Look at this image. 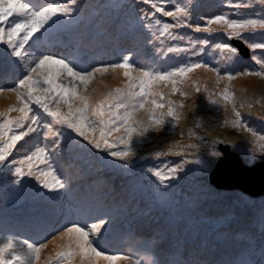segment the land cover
<instances>
[{"label": "snow or ice", "instance_id": "snow-or-ice-1", "mask_svg": "<svg viewBox=\"0 0 264 264\" xmlns=\"http://www.w3.org/2000/svg\"><path fill=\"white\" fill-rule=\"evenodd\" d=\"M165 5H173L172 10ZM86 7L82 0H48L43 5L39 0H0V94H14L17 102L0 109V187L22 193L31 186L40 198L66 202L60 216L44 223L45 234L34 241L0 234V264H162L147 244L130 249L133 254L129 255L109 249L113 239L125 234L120 208L107 203L104 191L96 187H82L80 195L74 194L73 180L65 176L58 161L65 154L71 160L82 152L102 154L105 170L111 168L120 176L130 175L138 161L149 163L140 169L151 178L149 192L153 200L167 202L173 182L193 163L190 155H195L194 162L202 171L210 165L211 159L204 155L208 141L201 136L199 144L171 141L144 156L139 152L145 143L161 145L176 134L179 121L188 118L184 98L191 93L182 86L193 70L213 73L217 86L229 82L216 93L205 87V94L189 108L193 119L202 106L217 113L230 108L231 117L226 116L224 124L252 134L253 147L243 152L248 161L256 158L255 139L264 140L249 126L254 114L242 113L245 104L237 105L229 90L236 77L264 78V0H225L224 7L230 11L203 17L195 24L190 22L192 0L187 4L179 0L101 3L95 6L99 10L95 21L81 15ZM257 7L259 11H246ZM81 22H85L84 31H73ZM184 29L206 33L209 38L182 35ZM64 32L69 34L64 50H53V34ZM217 33L222 34L220 42L213 43ZM126 39L133 42L131 47L120 45ZM105 43L115 45L117 62H100L89 55L90 47ZM138 46L152 50L150 67L135 66ZM206 47L219 53L215 66L205 62ZM156 61L173 64L158 68ZM237 67L242 70L234 71ZM108 73L122 75L119 86L107 91L93 87L98 77ZM177 93L182 98L179 102L171 98ZM13 112L18 115L12 116ZM257 118L264 121V115ZM179 134L183 137L184 130ZM33 137L40 143L25 154L22 149ZM219 142L214 138L211 144ZM234 147L239 145L234 143ZM185 148L197 151L193 154ZM259 151L264 153V146ZM112 179L103 176L102 184ZM49 245H53L50 251ZM252 247L228 264H264V244L255 253L258 260L253 258ZM172 264L199 262L177 259Z\"/></svg>", "mask_w": 264, "mask_h": 264}, {"label": "rangeland", "instance_id": "rangeland-1", "mask_svg": "<svg viewBox=\"0 0 264 264\" xmlns=\"http://www.w3.org/2000/svg\"><path fill=\"white\" fill-rule=\"evenodd\" d=\"M39 2L43 5L46 4L48 0H39ZM51 2L64 3L66 0H51ZM109 2H115V0H82V3L89 7L84 8L81 11V15L90 17L91 20L95 21L99 15V10L95 6L101 3ZM120 2L125 3L127 0H120ZM179 2L181 4H187L188 0H179ZM224 4L225 0H192L193 7L191 8V13L196 15V18L199 20L192 19L190 22L193 24L201 23L203 17H211L213 15L221 14L225 11H230L224 7ZM165 7L166 10H172L173 5H165ZM86 10H88L87 12L89 14L86 13ZM246 11H259V8L257 7L255 9ZM160 18L169 23L173 22L172 18L170 17L160 16ZM212 27L215 28L216 25L213 24ZM83 29H85V22H81L78 25L73 26V31L76 32H81ZM185 33L192 35L194 38H209L206 33H193L189 29L181 30L182 35ZM214 35L216 36V39L213 40V43L220 42L222 34L217 33ZM68 36L69 34L67 32L54 33L52 36L54 44L53 50L63 51V44L67 42ZM132 43L133 42L131 40L127 39L120 41V45L123 47H131ZM109 44L111 43H105L103 46L90 47L89 55L100 62H117V53L113 50L115 45L111 44L112 46H108ZM203 55L205 62L215 66L214 62L219 56L218 52H214L211 48L206 47V51ZM245 58L247 59L248 57L245 56ZM134 59L136 61L135 66L137 68L150 67L153 62L152 50L138 46V53ZM172 64L173 61H166L163 63L159 61L155 62L156 67H163L165 69ZM241 70L242 67H237L234 69V71ZM192 74L195 77L193 78V76H190V79H188L187 82L182 86L184 90L191 93L189 97L184 98V104L186 107L183 111L184 113L188 114V118H182L177 126L176 134L169 135L168 139L161 145L158 146L155 143L143 144L139 155L144 156L149 152H154L158 150V147H163L171 141H179L181 145H188L190 143L199 144L201 141L198 139V137L202 136L208 141V148L204 155L211 159V163L213 162V157L211 156V153L213 152V146L211 141L214 138L222 142H233L230 146L237 150V152H239L244 158V150H250L253 147V140H249L252 137V134L243 129L237 130L231 127L230 124H224L226 116L231 117L230 108L228 112H225L223 109H221L220 112L217 113L214 111V109L208 106H202L195 119L191 117L189 112V108L192 105L193 100L198 96H203L205 94V87H207L213 93H216L223 90L225 84L229 82L226 80L221 81L219 86H217L215 84V75L211 72H208L204 68L193 70ZM122 78V75L119 77H113V75L110 73L104 74L102 77H98L93 87H96L100 91H107L109 88L119 86ZM3 86L13 85L6 84ZM195 87H199L201 92L196 93L194 91ZM164 90L167 92L169 89L165 88ZM229 90L234 92L237 105H239L242 101L245 104V107L241 109L242 113L251 112L254 114L251 119H249V123L254 120L261 121L260 123L254 121L252 125L254 127L261 128L258 135L264 136V133L262 132V130H264V121L257 118L260 115H264V78L256 76L236 77L230 82ZM171 98L177 102L182 99L178 93L172 95ZM8 100L13 101L12 105L17 103L14 94H0V109H4L1 104ZM249 103L252 104L251 108L247 107ZM11 115L16 116L18 113L13 112ZM181 129H183L185 133L183 137H181L179 134ZM189 130H191L193 133L191 138L189 137ZM96 135H99V133L97 132ZM37 142L39 143L40 139L33 137V139L25 145L35 148L37 146ZM239 142H242L241 146L234 147V143L238 144ZM255 146L257 148V152L256 158L254 160H258L264 154L259 151L261 146H264V140H261L257 137L255 139ZM184 151L195 154L197 150L195 148H185ZM203 151L204 149L201 148V152ZM78 155V159L71 160L65 154L58 161V165L62 167L65 176H71L73 180L74 194L80 195L82 187L84 189L96 187L104 191L107 203L109 204L116 205L119 197L123 198V200L126 202V204H124L123 201H118V203L121 204V207L126 206L127 208L133 204L131 213L134 211V213H132L134 215L131 214L128 221H131L134 223V225H127V227H123V231L125 234H127V238L132 237L131 234L135 232L134 240L130 245L125 246L123 238L125 234L119 239H113L107 245V247L113 252L119 251L123 255L133 254L130 252V249H134L136 246L141 244L149 245L150 242L154 241L157 243L152 248L154 254L159 257L161 262H164L165 264H172V262L177 259L192 260L189 252L195 245L200 243L199 239L205 237V235L208 233L220 231L219 228L221 227L224 217L226 216V210L224 208L221 209H224L225 211H218L216 214H214V216L211 213H208V211L201 210L200 208H197L196 210L189 213H178L169 209L173 207L178 201L177 196H179L183 201H179L176 205V208L179 212H187L192 208L190 205H185L186 203L184 202L188 201V199L193 195L199 197L201 196V199L198 198V200H196V204L202 207L207 206L208 209L211 207V204H209V202H205L206 200L202 199L209 198L216 203H220L218 196L221 195L220 193L222 190H219L214 185H210L209 180H205L209 170L208 167L211 165V163L207 169L202 171L201 165L194 162L195 155H190L189 159L192 160L193 163L186 165V172L182 174L181 179L173 182V185L176 186V189L172 190L171 192L172 195H176V198L170 197L167 202H157L153 200L150 192H148L151 187V178H149L146 173L142 174L140 172L141 168L149 167V163L138 161L130 175L120 176L117 175V173L111 168L105 170L101 162L102 154L97 155L93 153L82 152ZM170 160H175L178 162L179 158L170 157ZM138 163H141L142 165H139ZM103 173H108L107 176L110 175L113 177V179L106 186L102 184V178L103 176H106L103 175ZM190 179L193 181L195 180L197 183L199 188L197 187L196 190H199V193L195 194V183L191 184L192 189L190 187L188 188ZM188 189H191V192L187 196V193H189V191H187ZM144 192L146 193L144 194ZM6 193L7 198L5 201H0V234H13L18 240L29 239L34 241L38 237L44 235L45 231L43 230V224L48 222L50 219L58 218L66 207V202L63 199L54 198L48 200L36 196L31 186L23 190L22 193H16L14 191H9L3 187H0V197ZM247 194L249 198L243 196L237 191H234L227 194L226 197H223V203L229 204L232 201L234 204L240 203L247 208L245 212L241 213L242 218L246 223L244 238L249 242L248 248L250 246H254L252 247V250H254V243L256 240H264V191H248ZM20 199L22 200L23 204L22 206L17 207L16 204L20 201ZM179 204L183 205V207L178 208ZM155 209L157 210V213H153L151 216H149L150 213ZM25 210L27 211L25 212ZM43 210L44 213L42 212ZM163 215L170 223L169 227L155 223L157 220H161ZM134 217H137L138 220H134ZM150 218H152L153 221L150 220ZM132 219L134 221H132ZM141 221L148 224L143 225ZM120 222L122 224L124 223L122 220H120ZM15 226L19 227L15 228ZM178 226H182L179 230L182 234H178L176 229H174V227ZM167 228L170 229L168 230L170 231L169 234L165 233L167 231L165 229ZM191 231L196 234H193ZM247 233L254 234V236L258 237L255 239V241H252L250 237L246 235ZM159 236L164 237L160 238ZM157 237H159V239H156ZM171 239L176 241V249L174 253L171 254L174 257H171L168 255L170 253L166 252L167 243ZM162 240H164V242L160 244L159 242ZM242 240L243 239H241L240 242ZM150 247L152 246L150 245ZM52 248L53 245H49V251ZM257 250L259 251V248ZM245 251V249H232L228 251L227 254L231 257V259H229L227 263L238 258L239 255L243 254ZM253 258L256 260L259 259L258 255H255V253ZM117 264H119V262H117Z\"/></svg>", "mask_w": 264, "mask_h": 264}, {"label": "clouds", "instance_id": "clouds-1", "mask_svg": "<svg viewBox=\"0 0 264 264\" xmlns=\"http://www.w3.org/2000/svg\"><path fill=\"white\" fill-rule=\"evenodd\" d=\"M88 10H86V13H88L87 12ZM195 20H199V19L196 18ZM108 46H112V45L109 44ZM245 56H247V54ZM6 102H13V101L12 100H8V101H5L3 103H6ZM254 121H257V120H254ZM254 121L250 122L249 126L252 127L255 130V132H257L259 134L261 128L254 127L252 125V123ZM257 122L260 123L261 121H257ZM250 140H253V137H251ZM220 142H222V141H220ZM226 144L230 148H232V150L238 156H240L243 160H245L242 157V155L239 152H237V150H235L232 146H230V145H232V143H226ZM107 174L108 173H103V175H106V176H107ZM212 175H213V172L211 170H208L207 175L205 177V180L206 181L209 180L210 185H214L219 190H222L221 193H220L221 195L218 196V199H219L220 203H216L215 201H212L209 198L202 199V200H206L205 202H209V204H211V207L208 209L207 206L206 207H202V206H198L196 204V200H198V198L201 199V196L199 197V196H194L193 195V196H191V198L188 199V201L184 202V203H186L185 205H190L192 208L189 211H187V212H179L178 209L176 208V205H177V203L179 201L180 202H183V201H182V199L179 196H177L178 197L177 198L178 201L176 202V204L173 207H171L169 209L170 210H174L175 212H178V213H189L191 211L196 210L197 208H200L201 210H206V211H208V213H211L212 209H214V208L217 209V212L226 210L225 211L226 216L224 217V221H223L221 227L219 228L220 229L219 233L221 234L222 238L218 237V233L217 232L208 233V234L205 235V237L199 239L200 243L198 245H195L190 250L189 253H190L191 259L193 261H198L199 264H212V263H214V264H221V263L222 264H228L227 261L229 259H231V257L227 254L228 251H230L232 249H237V250L245 249V250H247V248H248L249 242L247 240H245V238H244V234H245V231H246V223L244 222V220L242 218V215H241V213L245 212V210L247 208L244 207L240 203L234 204V202H232V201L229 204L228 203H223V201H224L223 197H226L227 194L232 193L234 191H237V192L241 193L243 196H246L248 198H249V196L247 194L248 191H244V190H242L240 188H237V187L228 188V187L218 186L216 183H214L212 181ZM192 183H195L194 190H196L198 185L195 182V180L193 181L192 179L189 180L188 188L190 187L192 189V187H191ZM175 189H176V186L173 185V188L169 190L170 193H171L170 197L176 198L175 197L176 195L175 196L172 195V192H171L172 190H175ZM191 189L187 190V191H189V193H187V196L190 194ZM145 193L146 192H144V194ZM196 193H199V190H196L195 194ZM118 199L119 200H117L116 205L120 208V211H121L120 220L124 221L123 226L127 227V225H134V223H132L131 221H128V219H130L129 216L132 213H134V211L131 213V208L133 207V204L131 206H128L127 208H126V206L125 207H121V204H119L118 201H123L124 204H126V202L121 197H119ZM180 207H183V205L179 204L178 208H180ZM221 208H224L225 210L221 209ZM26 211L27 210H25V212ZM153 213H157V210L155 209L153 212L150 213L149 216H151V214H153ZM132 215H134V214H132ZM134 220H138V218L134 217ZM134 220L132 219V221H134ZM150 220H152V218H150ZM155 223L159 224V225H165V227H169V225H170V223L166 220V217L164 215H163L161 220H157ZM142 224L144 225V224H148V223H143L142 222ZM181 227L182 226L174 227V229H176L178 234H182L179 231ZM165 230H167L165 233H167V234L170 233V231H168V230H170L169 228H167ZM191 232L193 234H196L193 231H191ZM133 234H135V232ZM133 234H131L132 237H128V238L126 237L127 234L124 235L123 238H124L125 246H128V245H130L132 243V241L134 240V237H135ZM246 235L249 236L252 241H255V239L258 237V236H254V234H248L247 233ZM163 237L164 236H162L160 238H163ZM156 239H159V237H157ZM241 239H243V240L240 242ZM162 242H164V240H162L159 243L161 244ZM154 243L157 244L156 242H154ZM262 244H264V240L263 239H257L256 242L254 243L255 248H254V250H252L253 253H258L259 251L257 249L258 248L260 249V246ZM240 256H241V254L239 255V257Z\"/></svg>", "mask_w": 264, "mask_h": 264}, {"label": "water", "instance_id": "water-1", "mask_svg": "<svg viewBox=\"0 0 264 264\" xmlns=\"http://www.w3.org/2000/svg\"><path fill=\"white\" fill-rule=\"evenodd\" d=\"M213 151L220 153L208 167L214 183L244 191H264V154L258 160L244 161L225 142L217 143Z\"/></svg>", "mask_w": 264, "mask_h": 264}, {"label": "bare ground", "instance_id": "bare-ground-1", "mask_svg": "<svg viewBox=\"0 0 264 264\" xmlns=\"http://www.w3.org/2000/svg\"><path fill=\"white\" fill-rule=\"evenodd\" d=\"M192 19H196V15H194V14H192L191 13V18H190V20H192ZM63 42H64V40H63ZM55 45H56V43H55ZM190 76H193V77H195L192 73H190L189 74V77ZM12 103L13 102H6V103H3V105H5L6 107H8V106H10V105H12ZM262 132L264 133V130H262ZM87 188V187H86ZM255 201V200H254ZM43 213H44V210L42 211ZM217 213V209L216 208H214V209H212V211H211V214L214 216V214H216ZM32 225V224H31ZM17 227H19V226H15V228H17ZM35 227V226H34ZM217 233H218V237H221L222 238V236H221V234L217 231ZM134 236H135V234H133ZM160 237V236H159ZM130 240V239H129ZM152 246L151 248H153L154 247V245H156L155 243H154V241H152V242H150L149 243V246ZM167 251L166 252H168V253H170V254H168V255H170L171 257H174V256H172L171 254H173L174 253V251H175V249H176V241L174 240V239H171L168 243H167ZM162 264H165L164 262H162ZM212 264H214V263H212ZM222 264V263H221Z\"/></svg>", "mask_w": 264, "mask_h": 264}, {"label": "trees", "instance_id": "trees-1", "mask_svg": "<svg viewBox=\"0 0 264 264\" xmlns=\"http://www.w3.org/2000/svg\"><path fill=\"white\" fill-rule=\"evenodd\" d=\"M246 139H248V138H246ZM250 140V139H249ZM235 144H237V143H235ZM238 145H239V147L241 146V142H239L238 143ZM139 165H142L141 163H138ZM2 200H4V198H2Z\"/></svg>", "mask_w": 264, "mask_h": 264}]
</instances>
